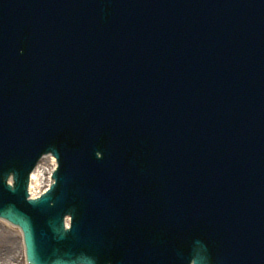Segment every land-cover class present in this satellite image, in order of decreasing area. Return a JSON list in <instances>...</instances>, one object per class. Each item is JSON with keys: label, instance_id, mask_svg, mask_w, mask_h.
I'll use <instances>...</instances> for the list:
<instances>
[{"label": "water", "instance_id": "1", "mask_svg": "<svg viewBox=\"0 0 264 264\" xmlns=\"http://www.w3.org/2000/svg\"><path fill=\"white\" fill-rule=\"evenodd\" d=\"M29 2L30 3H29V7L28 8H29L30 12L29 13L26 12L24 14V16L27 18L24 21L25 23H27L30 19H32V17L34 16L33 13L35 12V10H34L35 0H29ZM0 7H2L1 4H0ZM101 56H104L103 53L102 54L100 53V54L96 55V60L94 62L96 66H99V64L101 62L99 57H101ZM25 77H27V75L22 77V79L25 78ZM59 83L62 86H66L67 85L66 86L67 89L66 90H59L52 83H50L49 81L46 80L45 81V84H46L45 87H42V83L40 82V83L36 84V86L34 87L33 91H34L35 95L38 98L44 100L45 102H51V100H55V101H57L59 103H62L63 105L69 106L76 99V97L74 95V93L76 92L75 87L72 86L71 84L66 83L64 80H60ZM79 100H81L84 104L88 103L87 98H82V99H79ZM172 131L175 132V133H178V132H180V129L179 128H174ZM67 151H68V149H67V147H65L64 150L62 151V153L65 154ZM91 152H96V149L94 148ZM49 162H51L50 159L42 161V163L39 166L38 170L32 176L30 185H31V191L34 192L35 195H36V185H37V182H38L39 175H40L42 169L44 168V166L47 163H49ZM69 182H70L69 179H63V184H67V188L64 189V191L60 192L61 194H63V196H60V193L56 196V193H58L59 191L57 189H55L54 194H52L48 198V199H50L51 202L56 200V198H58V196L61 198V201L59 202V204L56 205V207L58 209L62 208V206L64 205V202H68L70 200L69 196L66 194V190L69 188ZM81 195H82V193H81ZM74 197H76V196H73L72 198H74ZM39 204L41 205V202ZM40 210L43 211V209H40ZM30 212L33 213V211L31 209H28V213H30ZM55 214L56 215L59 214V211H56ZM78 214H81V213L79 212ZM9 218H10V216H9ZM13 221L16 222L17 221L16 218H14ZM149 244L151 245V247H153L154 242L152 240H150ZM30 247H31V244L29 243V248ZM118 251L124 257L128 256V253L127 252L123 253L122 249H120ZM152 254H153L152 252H148V255H152ZM156 259L157 258L155 256H153V257H151L149 259V261H146L144 264H153L156 261ZM140 263H142V262H140Z\"/></svg>", "mask_w": 264, "mask_h": 264}, {"label": "bare ground", "instance_id": "2", "mask_svg": "<svg viewBox=\"0 0 264 264\" xmlns=\"http://www.w3.org/2000/svg\"><path fill=\"white\" fill-rule=\"evenodd\" d=\"M51 170L52 169H51V165H50V162H49V163H47L44 166V168L42 169V171H41V173L39 175L38 182H37V185H36V191L42 187L45 177L48 176V174H49L47 172L51 173ZM2 227L9 228V229L12 230V227H10L9 225H7V224H5L3 222H0V232L2 231L1 230ZM12 231H14L17 235L14 237V239L13 238H11V239L6 238V242L8 244H7L6 250L4 251L3 256L0 257V260H2V261H0V263H3V264H7V262H12L16 258V257L14 258L13 256L10 257V255H6L8 249H15L20 256H21V254L23 255V253H24L23 237H22L21 233L18 230H12ZM18 243L20 244V250H18L19 249ZM14 256H17V255L14 254ZM12 258H14V259L12 260Z\"/></svg>", "mask_w": 264, "mask_h": 264}, {"label": "rangeland", "instance_id": "3", "mask_svg": "<svg viewBox=\"0 0 264 264\" xmlns=\"http://www.w3.org/2000/svg\"><path fill=\"white\" fill-rule=\"evenodd\" d=\"M3 228L4 227H2V229H1L2 231L0 232V257L3 256L4 251L6 250V247L8 244L6 242V238H9V239L13 238L14 239V237L17 235L14 231H12V230H16V229L12 228V230H11L9 228H4V229ZM18 247H19L18 250H20V244L19 243H18ZM14 254H16L17 256H14ZM6 255H10V257L13 256L14 258L16 257L14 261L7 262V264H26L24 258L22 256H20L15 249H8ZM14 258H12V260ZM0 261H2V260H0ZM0 264H3V263H0Z\"/></svg>", "mask_w": 264, "mask_h": 264}]
</instances>
